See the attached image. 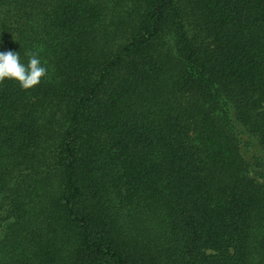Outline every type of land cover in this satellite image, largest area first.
<instances>
[{"label": "trees", "instance_id": "obj_1", "mask_svg": "<svg viewBox=\"0 0 264 264\" xmlns=\"http://www.w3.org/2000/svg\"><path fill=\"white\" fill-rule=\"evenodd\" d=\"M0 264H264V0H0Z\"/></svg>", "mask_w": 264, "mask_h": 264}, {"label": "clouds", "instance_id": "obj_2", "mask_svg": "<svg viewBox=\"0 0 264 264\" xmlns=\"http://www.w3.org/2000/svg\"><path fill=\"white\" fill-rule=\"evenodd\" d=\"M46 74L47 68L37 53H30L26 61H21L18 51L0 50V80H14L21 88L28 89Z\"/></svg>", "mask_w": 264, "mask_h": 264}]
</instances>
